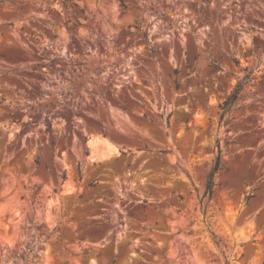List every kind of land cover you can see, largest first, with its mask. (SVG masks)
Listing matches in <instances>:
<instances>
[{"label": "rangeland", "instance_id": "374dc122", "mask_svg": "<svg viewBox=\"0 0 264 264\" xmlns=\"http://www.w3.org/2000/svg\"><path fill=\"white\" fill-rule=\"evenodd\" d=\"M0 264H264V0H0Z\"/></svg>", "mask_w": 264, "mask_h": 264}, {"label": "trees", "instance_id": "16d2710c", "mask_svg": "<svg viewBox=\"0 0 264 264\" xmlns=\"http://www.w3.org/2000/svg\"><path fill=\"white\" fill-rule=\"evenodd\" d=\"M118 1L121 2V0H118ZM250 80H251V73H247L244 76L243 80L235 86V88L231 92V94L219 106V108L221 110V114H220L221 123L227 124L226 115L228 114V112L231 110V108L233 107V105L237 101L239 94L242 90V87L246 83H248ZM220 160H221V150L218 146V151H217V155H216L214 164H213L209 174L207 175V178L205 181L203 197L211 198L213 195V187H214L213 177L219 169ZM250 197L251 196L248 195L247 199H249Z\"/></svg>", "mask_w": 264, "mask_h": 264}]
</instances>
